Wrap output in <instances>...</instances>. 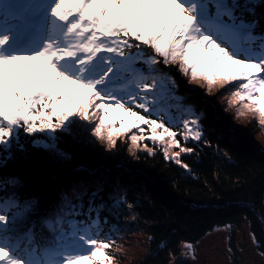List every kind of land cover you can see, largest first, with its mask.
<instances>
[{"label":"snow or ice","instance_id":"1","mask_svg":"<svg viewBox=\"0 0 264 264\" xmlns=\"http://www.w3.org/2000/svg\"><path fill=\"white\" fill-rule=\"evenodd\" d=\"M259 8L264 0H0V148L24 151L23 129L44 133L53 142L33 146L66 159L54 133L95 120L92 134L109 149L131 133L133 154L148 140L165 160L181 164V153L194 151L184 144L202 139L203 114L182 103L161 63L209 91L233 84L229 106L240 105L238 115L256 113L264 127ZM142 150L156 154L146 143ZM13 158H0V167ZM9 186L14 191L0 197V264H116L120 249L104 231V205H94L99 189L89 195L86 185L73 186L60 193L53 212L33 220L39 198L21 201L16 190L26 185L16 174L0 177V191ZM113 200V207L126 202ZM181 256L195 259L192 243L181 242Z\"/></svg>","mask_w":264,"mask_h":264},{"label":"trees","instance_id":"2","mask_svg":"<svg viewBox=\"0 0 264 264\" xmlns=\"http://www.w3.org/2000/svg\"><path fill=\"white\" fill-rule=\"evenodd\" d=\"M257 11L256 32L264 33V8ZM171 66L161 63L157 67L175 79L174 91L183 97L182 103L191 105L197 115L203 114L202 139L186 144L181 141L194 149L181 153V164L165 160L160 147L148 140L142 141L141 150L133 154L129 151L131 133L117 137L115 148L109 149L92 134L95 120H77L70 133H54V143L67 154L66 159L33 146L34 140L53 142L44 133L28 135L20 129L24 151L15 144L10 153L0 148V158L14 157L0 167V177L16 174L24 182L26 187L16 190L21 201L39 198L33 220L53 212L60 193L73 186L86 185L89 195L99 189L94 205H104L100 211L102 220L107 221L104 231L111 234L116 245L137 234L145 239L144 254L131 264H170L180 254L181 242L196 243L217 227L238 228L244 218L264 253V127L253 112L245 110L238 115L240 105L229 106L233 84L214 86L209 91L206 85L190 83L188 77L176 74ZM172 114L180 115L175 109ZM142 127L145 135H150L147 127ZM145 143L155 149V155L142 150ZM12 191L9 186L8 193L0 191V197ZM114 196L126 202L113 207ZM88 199L85 196L83 200L84 213L88 212ZM112 226L115 232H110Z\"/></svg>","mask_w":264,"mask_h":264},{"label":"rangeland","instance_id":"3","mask_svg":"<svg viewBox=\"0 0 264 264\" xmlns=\"http://www.w3.org/2000/svg\"><path fill=\"white\" fill-rule=\"evenodd\" d=\"M171 67L176 74H180L176 66ZM254 115L259 122L258 115ZM228 226L230 227H217L196 243H192L195 259L185 258L180 252L175 257L177 264H264V255H261L258 243H253V233L247 219H242L238 228ZM117 246L120 251L115 252L116 264H131L144 254L145 239L137 234L135 237L124 238Z\"/></svg>","mask_w":264,"mask_h":264}]
</instances>
